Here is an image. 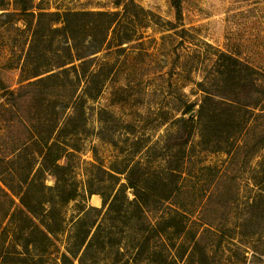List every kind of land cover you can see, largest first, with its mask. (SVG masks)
<instances>
[{
	"label": "rangeland",
	"instance_id": "rangeland-1",
	"mask_svg": "<svg viewBox=\"0 0 264 264\" xmlns=\"http://www.w3.org/2000/svg\"><path fill=\"white\" fill-rule=\"evenodd\" d=\"M134 1L144 9L139 11L140 17L131 8L126 16H121L118 30L109 31L102 48L90 56L93 60L89 71H100V77L88 87L96 97H87L84 104L85 132L70 139L77 149L61 159L72 167L78 195L64 204L65 228L56 234L40 264H61L59 256L74 230L80 207H102L101 196L90 194L88 188L90 184L106 185L110 179L107 171L140 162L142 171L152 176L145 182L152 189L156 188L154 171L166 176L167 167L176 168L181 139H170L176 120L182 115L184 104L193 102L198 109L204 94L198 82H215L211 78L221 50L254 66L260 73L256 75L258 82L264 86V0H183L180 21L171 0ZM115 2L34 0V10H122ZM34 24V16L19 13L16 0H0L1 157L13 153L12 135H26L24 127L34 130L38 117L37 100L25 102L26 108L19 116L7 109L13 107L20 86L27 82L31 71L32 63L26 62V54L31 45L30 26ZM55 24L60 26L61 20ZM121 38L130 39L119 45ZM223 86V92H233L228 84L212 88L222 90ZM200 138V131L195 128L186 147L189 166L178 179L181 190L170 201L180 210L171 219L170 230H180L181 235L164 237L166 245L160 242L156 249L160 252L158 258L164 255L177 259L178 264H196L205 253L212 264H264V205L258 198L264 183L262 186L257 182L258 175L254 177L261 170V157L247 163L236 160L237 156L230 160L225 151L203 150ZM5 165L0 161V171ZM167 177L169 182L177 181L174 176ZM121 179L124 182L125 176L121 175ZM44 181L49 186L55 184L50 173H46ZM1 188L12 194L0 179V233L7 222L10 203ZM161 191L159 188L154 193L160 195ZM127 193L133 198L131 189ZM13 197L12 208L17 210L19 200ZM160 210L148 211L153 223ZM163 210L168 216L169 207L165 205ZM9 243L10 239L6 244ZM1 260L0 255L3 264Z\"/></svg>",
	"mask_w": 264,
	"mask_h": 264
},
{
	"label": "trees",
	"instance_id": "trees-1",
	"mask_svg": "<svg viewBox=\"0 0 264 264\" xmlns=\"http://www.w3.org/2000/svg\"><path fill=\"white\" fill-rule=\"evenodd\" d=\"M115 3L123 9L63 12L41 9L35 12L34 0H16L19 13L35 17L26 54V62L32 64L27 82L20 86L13 107L7 109L19 116L29 100H37L39 108L34 130L24 127L26 135L15 137L13 134V153L0 156V161L6 164L0 171V179L12 192L9 194L1 188L10 201L7 222L0 233L3 264H40L56 234L65 228L62 208L76 199L78 183L72 176L70 164L62 163L61 159L77 149L70 139L85 132L84 104L87 97H96L88 87L100 77V71H89L93 60L90 56L102 48L109 31L118 30L121 16H126L131 8L138 17L139 11H144L134 0H116ZM171 3L180 21L183 0H171ZM58 19L60 26L55 24ZM129 39L121 38L119 45ZM213 69L214 83L198 82L204 93L198 109L193 102L184 104L182 115L176 120V130L170 136V139H181L179 164L176 168L167 167V175L176 177L177 181L169 182L167 175L154 171L156 188H147L145 182L152 176L142 171L140 162L107 171L110 179L106 185L90 184L88 188L90 194L101 196L102 207H80L74 230L59 256L61 264H178L177 259L168 256L158 258L156 249L160 242L166 245L163 238L169 234V237L181 235L180 230H170L171 219L180 213L178 206H172L170 201L181 190L178 179L189 166L186 147L195 128L200 131L199 142L205 151H225L230 154V160L237 156L236 160L246 163L261 157V170L254 177L258 175L257 182L264 183V86L256 76L260 73L248 62L224 50L219 52ZM220 83L228 84L233 92H223L224 86L222 90L212 88ZM192 111L195 114L189 116ZM25 121L22 120L26 125ZM38 161L39 166L35 167ZM46 173L55 179L53 186L45 183ZM121 175L125 176L124 182ZM159 188L161 194L156 195L154 192ZM128 189L133 191V198H129ZM13 195L19 200L17 210L12 208ZM258 198L264 205V186ZM165 205L170 209L168 216L163 210ZM159 209L161 214L153 223L148 211ZM198 242L197 239L195 244ZM207 257L204 253L196 264H212Z\"/></svg>",
	"mask_w": 264,
	"mask_h": 264
},
{
	"label": "water",
	"instance_id": "water-1",
	"mask_svg": "<svg viewBox=\"0 0 264 264\" xmlns=\"http://www.w3.org/2000/svg\"><path fill=\"white\" fill-rule=\"evenodd\" d=\"M195 114V111H192L190 114H189V116H192V115H194Z\"/></svg>",
	"mask_w": 264,
	"mask_h": 264
}]
</instances>
